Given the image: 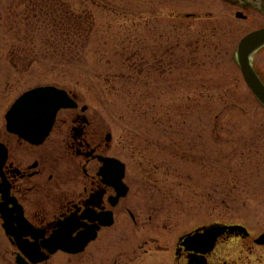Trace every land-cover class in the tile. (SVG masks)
<instances>
[{
	"label": "rangeland",
	"instance_id": "374dc122",
	"mask_svg": "<svg viewBox=\"0 0 264 264\" xmlns=\"http://www.w3.org/2000/svg\"><path fill=\"white\" fill-rule=\"evenodd\" d=\"M45 2L89 16L85 43L33 18L29 5ZM263 27V16L226 0H0V142H14L5 117L19 97L58 87L112 133L135 196L156 192L181 228L252 224L264 217V107L237 52ZM79 40L83 48L70 46ZM252 65L264 81V49Z\"/></svg>",
	"mask_w": 264,
	"mask_h": 264
},
{
	"label": "flooded vegetation",
	"instance_id": "af4514ba",
	"mask_svg": "<svg viewBox=\"0 0 264 264\" xmlns=\"http://www.w3.org/2000/svg\"><path fill=\"white\" fill-rule=\"evenodd\" d=\"M226 1L264 17L261 0ZM72 97L77 107L58 114L41 145L8 133L14 144L0 142L8 150L0 170V258L3 250L13 258H3L6 264H33L21 254L19 233L49 257L39 264L58 255L77 264H264V217L181 228L179 212L166 214L156 192L139 187L136 193L151 196H135L128 165L113 154L112 133ZM4 217L16 219L11 234ZM226 227L233 229L219 232Z\"/></svg>",
	"mask_w": 264,
	"mask_h": 264
},
{
	"label": "water",
	"instance_id": "95a60500",
	"mask_svg": "<svg viewBox=\"0 0 264 264\" xmlns=\"http://www.w3.org/2000/svg\"><path fill=\"white\" fill-rule=\"evenodd\" d=\"M238 17L242 18V15H238ZM262 47H264V28L249 34L240 42L238 63L249 89L264 106V83L252 66V56ZM76 106V102L65 90L52 86L32 89L22 95L8 112L6 116L7 130L33 145H40L52 131L58 113L63 109H71ZM7 157V149L0 144V168L5 164ZM121 167L123 171L124 165H121ZM4 218L10 227L16 223V219L12 217ZM20 222L23 223L21 220ZM228 229L233 228H222L219 229V232ZM212 230L214 231V228ZM24 237L26 236L22 235L16 238L20 241L19 248L26 256H29L32 260L34 254L40 257V259L33 261L35 264L47 259L40 252L33 253L31 251L33 246L28 244L27 241L24 242ZM50 252L51 254L55 253V251ZM71 253L77 254L78 251H72Z\"/></svg>",
	"mask_w": 264,
	"mask_h": 264
},
{
	"label": "trees",
	"instance_id": "16d2710c",
	"mask_svg": "<svg viewBox=\"0 0 264 264\" xmlns=\"http://www.w3.org/2000/svg\"><path fill=\"white\" fill-rule=\"evenodd\" d=\"M30 6L35 8V11L32 12L33 18L34 19L38 18L39 21H42L48 27L51 26L52 33L54 28V29L62 30L67 37L70 36V39L72 37L77 38L79 37V35H81L82 38H84V43H85L86 39L84 35V28L88 27L87 25H90V22H88L89 20L88 15L83 14L78 16V15H74L69 11L57 10L56 8L47 11L49 10L48 6H51V4L47 2H45L43 6L42 4L39 3L37 4V6L29 5V8ZM36 11H39V13L37 14ZM79 43L83 45L80 46ZM79 43L70 44V46L75 45L74 47L83 48L84 43H82V40L81 41L79 40Z\"/></svg>",
	"mask_w": 264,
	"mask_h": 264
},
{
	"label": "bare ground",
	"instance_id": "6f19581e",
	"mask_svg": "<svg viewBox=\"0 0 264 264\" xmlns=\"http://www.w3.org/2000/svg\"><path fill=\"white\" fill-rule=\"evenodd\" d=\"M263 48H264V47H263ZM258 52H259V51H258ZM258 52H256L255 54H257ZM255 54H254V55H255ZM254 55L252 56V59H253Z\"/></svg>",
	"mask_w": 264,
	"mask_h": 264
},
{
	"label": "clouds",
	"instance_id": "9594fccd",
	"mask_svg": "<svg viewBox=\"0 0 264 264\" xmlns=\"http://www.w3.org/2000/svg\"><path fill=\"white\" fill-rule=\"evenodd\" d=\"M262 3H264V0H261Z\"/></svg>",
	"mask_w": 264,
	"mask_h": 264
}]
</instances>
